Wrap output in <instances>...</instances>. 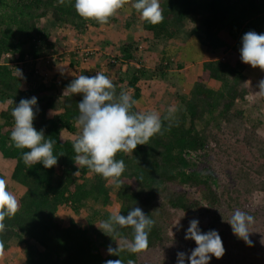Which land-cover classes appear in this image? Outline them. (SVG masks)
Here are the masks:
<instances>
[{
	"label": "trees",
	"instance_id": "trees-1",
	"mask_svg": "<svg viewBox=\"0 0 264 264\" xmlns=\"http://www.w3.org/2000/svg\"><path fill=\"white\" fill-rule=\"evenodd\" d=\"M159 3L162 23L153 26L132 9L121 26L129 31L126 42L117 49L105 42V47L101 45V49L109 48L105 57L112 62L110 67H118L115 73L104 72L115 85L117 96L126 91L136 101L134 113L157 112L163 122V135L138 145L133 153L117 154L126 170L122 185L116 187L75 161L73 145L81 131L78 104L83 97L65 90L79 75L96 73L84 69L76 77L59 80L57 73L49 79L47 71L64 59L55 56L54 50L67 36L59 35L58 43L51 41L58 29L66 27L80 38L90 34V27L107 28L119 20L111 18L106 25L86 21L76 12L75 0L63 4L59 0H0V159L11 163L12 181L25 189L17 199L18 213L5 220L6 234L0 237L5 254L15 243L23 248L24 264H105L115 259L123 264L128 260L134 264H178L177 254L182 252L186 254L184 264H190L187 257L196 248L195 241L185 239L190 221L198 220L202 233L215 230L223 237L232 231L228 222L236 210L255 217L249 200L256 193L264 194V137L258 133L263 122L252 120L246 107L251 94L249 71L257 78L261 70L244 64L240 50L247 32L264 34V0ZM132 30L152 41V52L158 45L164 47L156 53L153 70L147 69L139 55ZM190 38L208 52L220 53L221 58L203 62L188 95L176 91L161 111H143L138 105L143 97L142 81L161 83L165 85L162 92H166L168 88L177 90L188 79L186 59L172 54L168 44L176 41L172 45L176 47ZM64 44L63 50L71 45ZM70 55V67L92 57L82 50ZM178 56L182 59L175 62ZM212 82L218 86L210 85ZM164 94L155 93V100L160 101ZM32 97L37 98L33 126L54 141L58 163L50 169L43 164L26 165L22 156L28 150L17 149L10 139L12 110L21 99ZM263 99L256 100L254 108ZM170 108L174 117L166 120ZM64 132L73 138L67 139ZM112 187L118 189L120 204L115 214L127 216L139 207L155 221L146 252L134 254L122 248L119 256L108 253L109 246L118 249L121 238L133 239L131 227L120 228L121 237L114 239L99 228L100 221L113 215L108 209ZM63 208L84 219H71L63 226L57 219ZM151 254L155 260L148 258Z\"/></svg>",
	"mask_w": 264,
	"mask_h": 264
},
{
	"label": "clouds",
	"instance_id": "clouds-1",
	"mask_svg": "<svg viewBox=\"0 0 264 264\" xmlns=\"http://www.w3.org/2000/svg\"><path fill=\"white\" fill-rule=\"evenodd\" d=\"M61 4L64 0H59ZM138 12L141 18L155 26L163 22L164 16L159 0H75V10L86 21H95L106 25L111 18L116 17L126 6ZM188 40V39H187ZM241 60L253 69L264 71V34L254 31L247 32L242 38L240 50ZM16 74L22 77L17 69ZM258 96H264V80L259 82ZM80 94L83 99L78 104V124L81 134L74 143L75 161L80 166L101 176L103 179L120 187L121 177L125 172L124 161L117 160L118 153H133L138 145H147L156 135H163V122L157 112L147 114L132 111L136 101L126 92L117 96L112 80L102 72L95 75H79L67 86L65 93ZM37 98L21 99L12 110L14 119L10 139L17 149H27L22 159L26 165L43 164L47 169L57 165L58 158L53 153L54 141L46 139L43 130L37 131L33 126L35 119L34 106ZM174 109L168 110L166 120H172ZM76 172L74 175H77ZM19 211L16 196L7 188V180L0 178V237L6 234V218L15 217ZM255 218L243 211L236 210L228 222L233 234L252 246L249 239L250 227ZM155 221L145 215L139 207L129 211L127 216L113 214L108 219L100 221V230L112 239L121 237L120 228L131 227L133 239L129 242L121 238L118 249L108 248L110 255L119 256L122 248L129 252L144 253L149 248V233ZM199 221H190L185 239L195 241L196 248L187 258L190 264H209L212 256L220 259L225 254L221 237L215 230L202 233L198 227ZM5 256V243L0 239V259ZM178 264H184L186 254L178 253ZM105 264H123L121 259L107 260ZM127 264H134L128 260Z\"/></svg>",
	"mask_w": 264,
	"mask_h": 264
},
{
	"label": "rangeland",
	"instance_id": "rangeland-1",
	"mask_svg": "<svg viewBox=\"0 0 264 264\" xmlns=\"http://www.w3.org/2000/svg\"><path fill=\"white\" fill-rule=\"evenodd\" d=\"M161 0H159L160 2ZM132 10L131 5L126 6L125 10H121L119 14L115 17L119 20L118 24H110L107 28L102 29H96V28H89L90 34L85 37H76L77 35L80 36L77 32L71 31L67 29L66 27H61L57 30V32H54L51 36L54 43L57 42V38L59 35L63 36L66 35L67 39L64 41L66 45L68 46V42L71 43L70 49L67 48V50H63V46L65 44L58 45L57 48L54 50L55 56L61 55L64 59L61 60L55 66L51 68V70L48 73V78L51 79L56 73L59 75V80H66L67 78L76 77L80 74V72L84 69L93 71L94 73L98 72H116L117 68L110 67L112 62H109L105 55H109V48L108 51L101 49L102 47H105L106 45H111L112 48H118L120 44H123L127 40L128 36V29L122 28L121 26L124 25L125 21L130 17ZM45 22V21H44ZM46 23V22H45ZM191 26V25H190ZM189 26V27H190ZM120 27V28H119ZM134 32L136 43H138V49L140 51L139 55L144 59L146 63V67L148 70H153L156 62H157V54L161 51H163L164 47L162 45H158V48L156 52H152L149 48L151 45V40L147 41L146 35H144L141 32H137L132 30ZM68 40V41H67ZM105 42V43H104ZM177 42L173 41L169 43L168 45L172 47V45H175ZM162 49V50H161ZM84 54H92V57L84 59H80L79 64L75 67L69 66L70 61V54L71 52H78L80 51ZM161 50V51H160ZM211 54V53H208ZM118 57L117 54H113L112 57ZM182 59V58H180ZM180 59H175V62H179ZM69 60V61H68ZM206 60H209L208 58ZM155 63V64H154ZM251 67V66H250ZM252 68V67H251ZM259 69V68H256ZM123 70H126V67L123 68ZM200 66H195L192 68L191 71L187 72L188 79L186 82L179 86L177 90L173 88H168L166 92H162L163 88H165V85L154 82V81H142L140 83L143 91H145V96H143L142 102L138 104L140 108L143 111H147L149 109L151 110H158L161 111L163 109L162 104L165 105L170 103L172 101V97L175 94L176 91H179L181 93H184L188 95L190 92L193 81L196 80V76L200 74ZM262 73V74H261ZM194 74V75H193ZM248 74V73H247ZM248 76H250V86H251V94L248 97L249 104L247 105L246 109L248 110V116L253 119H256L257 121L261 120L263 123L259 127L258 133L264 137V99L261 100L256 108L255 104L256 100H260L263 96H258L255 93L259 92V82L261 80H264V71H261L259 76L257 78H254V75L251 71H249ZM155 93L160 96L162 95V99L155 100ZM161 93V94H160ZM67 94V92H66ZM159 101V102H158ZM161 109V110H160ZM251 118V119H252ZM252 119V120H253ZM80 126V125H79ZM81 134V131L79 135ZM64 136L67 139L73 138L69 133L64 132ZM219 166H222V163L219 164ZM13 166L9 162L2 163V159H0V178H4L7 180V188L12 192L16 198H20L24 192L25 189L17 185L15 182L11 179V172H12ZM118 189L115 187H112V203L110 207L108 208L111 213L115 214L119 210V201L116 197ZM250 202V209L252 214L255 215V222L250 227V236L249 239L252 241V246L247 245L243 240L239 239L237 236L233 234L232 231H229L227 235L221 237L223 247L225 249V254L222 258L216 259L214 256L211 257L209 264H264V194L263 193H256L253 195V197L249 200ZM58 221L63 226H68L69 221L71 219L76 220H83V217H77L70 209L63 208L60 209L58 215H57ZM176 232V229L173 231ZM23 248L18 247L17 244H13L10 250L5 254L3 259H0V264H24L23 259ZM149 259L155 260L156 256L151 254L148 256Z\"/></svg>",
	"mask_w": 264,
	"mask_h": 264
},
{
	"label": "crops",
	"instance_id": "crops-1",
	"mask_svg": "<svg viewBox=\"0 0 264 264\" xmlns=\"http://www.w3.org/2000/svg\"><path fill=\"white\" fill-rule=\"evenodd\" d=\"M172 47H174V46H172ZM199 47L201 49H199ZM174 48H176L177 50L172 48L170 52L172 54L178 53L177 55H180L182 57L184 56V59H186V71L187 72L191 71L192 68H194L195 66L202 67L203 62L207 58L209 60H215V59L221 58V57H219L220 53L214 54L212 52H208L207 49L200 42H198L195 38H190L187 41H185V43H180L179 45H177ZM154 52L158 53V51H153V53ZM208 53H211V54H208ZM180 56H178L177 59L182 58ZM249 67H250V65H249ZM193 83H194V81H193ZM210 85L218 86V84L215 82H212ZM142 92H143V96H145V91L142 90ZM142 100H143V97L141 99V102H142ZM2 163H3V160H2Z\"/></svg>",
	"mask_w": 264,
	"mask_h": 264
},
{
	"label": "bare ground",
	"instance_id": "bare-ground-1",
	"mask_svg": "<svg viewBox=\"0 0 264 264\" xmlns=\"http://www.w3.org/2000/svg\"><path fill=\"white\" fill-rule=\"evenodd\" d=\"M199 49H201L200 47H199ZM202 55V54H201ZM164 64V63H163ZM171 64V63H170ZM177 65V64H176ZM168 67H171V65L170 66H168ZM177 67V66H176ZM251 68V67H250ZM167 69V68H166ZM169 69V68H168ZM175 69V68H174ZM163 70H164V68H163ZM177 70V69H176ZM188 70V69H187ZM194 75V74H193Z\"/></svg>",
	"mask_w": 264,
	"mask_h": 264
}]
</instances>
